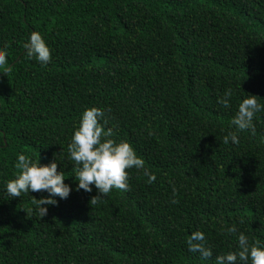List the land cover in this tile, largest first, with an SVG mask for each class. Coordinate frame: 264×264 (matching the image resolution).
Returning <instances> with one entry per match:
<instances>
[{
    "label": "trees",
    "instance_id": "1",
    "mask_svg": "<svg viewBox=\"0 0 264 264\" xmlns=\"http://www.w3.org/2000/svg\"><path fill=\"white\" fill-rule=\"evenodd\" d=\"M33 30L45 65L25 55ZM0 48V264H217L241 231L264 245V111L223 141L241 98L264 103V0H0ZM92 105L155 180L132 168L128 190H72L42 217L45 191L9 198L21 151L75 185L67 144ZM196 229L207 259L188 250Z\"/></svg>",
    "mask_w": 264,
    "mask_h": 264
},
{
    "label": "clouds",
    "instance_id": "2",
    "mask_svg": "<svg viewBox=\"0 0 264 264\" xmlns=\"http://www.w3.org/2000/svg\"><path fill=\"white\" fill-rule=\"evenodd\" d=\"M26 57L34 58L45 65L51 59V49L43 35L36 30L31 31L23 41ZM7 62V52L0 48V65ZM8 69L5 68V71ZM230 88L217 96V103L228 107L232 96ZM258 95L251 94L241 98L231 117L234 130L223 136L225 144L238 143V131L255 132L253 117L264 111V103L257 99ZM104 110L92 105L85 107L80 113L78 126L73 129L67 153L74 167L75 185L65 182V175L57 169L56 159L48 163H40L39 159L21 151L16 154L14 166L19 169L13 178L4 182V190L9 198L20 197L22 193L45 191L47 195L39 198L32 195V204L40 217L47 214V206L57 203V197L65 199L72 190L91 192L93 187L97 194L90 200L93 204L97 197L104 196L112 189H129V169H142L147 177L146 182L155 180V173L145 167L144 159L137 154L133 145L126 139H115L111 128H105L102 117ZM176 189L173 188V192ZM175 202V200H173ZM32 209H28L31 211ZM229 233H236V227H227ZM188 250L199 253L203 259L212 256V248L207 245L205 233L196 229L186 240ZM217 264H264V245L259 242L249 243V237L244 232L236 233V248L218 254Z\"/></svg>",
    "mask_w": 264,
    "mask_h": 264
}]
</instances>
